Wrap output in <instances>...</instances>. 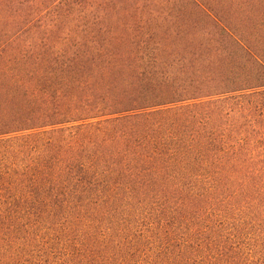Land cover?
<instances>
[{"label": "trees", "instance_id": "16d2710c", "mask_svg": "<svg viewBox=\"0 0 264 264\" xmlns=\"http://www.w3.org/2000/svg\"><path fill=\"white\" fill-rule=\"evenodd\" d=\"M0 264H264V0H0Z\"/></svg>", "mask_w": 264, "mask_h": 264}]
</instances>
